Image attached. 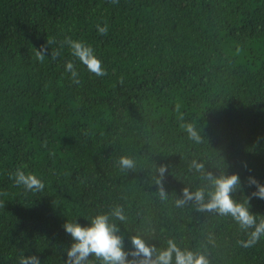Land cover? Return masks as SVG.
Returning <instances> with one entry per match:
<instances>
[{"label": "trees", "instance_id": "trees-1", "mask_svg": "<svg viewBox=\"0 0 264 264\" xmlns=\"http://www.w3.org/2000/svg\"><path fill=\"white\" fill-rule=\"evenodd\" d=\"M65 37L90 44L105 73L88 72ZM18 166L44 188L14 184ZM208 172L236 173L231 198L264 219L249 182L264 183V0H0V264L31 254L64 264V222L116 206L126 260L141 258L131 255L139 236L152 257L172 240L208 264H264V236L242 243L255 225L191 197L176 203L185 189L207 193ZM87 264L100 261L89 253Z\"/></svg>", "mask_w": 264, "mask_h": 264}, {"label": "clouds", "instance_id": "clouds-1", "mask_svg": "<svg viewBox=\"0 0 264 264\" xmlns=\"http://www.w3.org/2000/svg\"><path fill=\"white\" fill-rule=\"evenodd\" d=\"M98 33H105L107 25L97 24ZM64 44L67 45L72 57L78 59L86 70L96 76L105 73L101 59L94 53L90 44L81 39H72L65 37ZM44 49L36 50L38 59H43ZM57 53L52 51V56ZM64 71L69 73L72 82L79 83V75L73 61L67 59L63 64ZM184 129L188 137L193 141H200L201 135L199 129L192 123H185ZM133 160L129 156L119 157V164L122 168H130L133 166ZM242 166L248 168L247 161H241ZM196 169H202L203 164L193 161ZM250 170V169H249ZM159 171L163 173L164 167L161 166ZM9 175L12 177L14 184L22 186L26 192L36 193L44 188L43 179L31 171H25L23 166H18ZM209 177L211 189L205 193L202 188H197L193 192L184 190V198L177 200V204H182L185 199L193 198L199 202V206L205 209H215L221 214L230 215L239 225V227L247 229L249 226L255 225L250 233V238L242 243L249 245L254 243L258 237L264 236V219L256 222L254 215L248 210L246 204L234 202L230 193L233 187L238 183V175L236 173L213 177L210 172L206 173ZM249 182L254 184L255 191L252 195L264 199V183H259L254 177H249ZM205 195L207 200L205 202ZM163 197V192H161ZM110 215L119 220H124L125 216L119 206L114 207L111 212H98L89 217L88 223L81 225L74 219L67 220L63 224V229L72 237L70 247L66 249V260L64 264H87L89 253L93 254L100 261V264H169L173 258L174 264H208L207 258L201 253H194L191 250L180 249L172 240L167 242V247L160 250L154 257L152 253L155 251L139 236H133L131 242L134 246L131 255L137 256L142 254L138 261L126 260V252L122 248V239L116 234L117 227L110 220ZM19 264H41L39 257L35 254L21 255Z\"/></svg>", "mask_w": 264, "mask_h": 264}]
</instances>
